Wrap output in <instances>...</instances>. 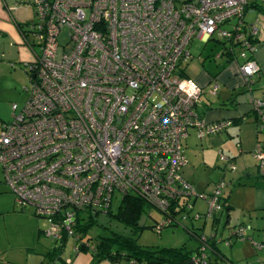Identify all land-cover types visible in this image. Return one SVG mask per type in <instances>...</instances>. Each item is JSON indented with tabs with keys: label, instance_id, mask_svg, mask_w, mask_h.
I'll use <instances>...</instances> for the list:
<instances>
[{
	"label": "built area",
	"instance_id": "2783aa9c",
	"mask_svg": "<svg viewBox=\"0 0 264 264\" xmlns=\"http://www.w3.org/2000/svg\"><path fill=\"white\" fill-rule=\"evenodd\" d=\"M33 4L46 32L36 37L39 55L26 65L35 70L30 97L20 111L11 106L14 119L0 134L2 176L15 206L47 219L44 234L56 242L75 229L81 210L106 207L115 192L140 195L162 212L174 202L191 211L194 192L181 176L183 141L191 128L203 139L231 123L200 118L202 89L181 64L191 59L194 40L214 39L227 45L225 56L242 59L239 71L252 81L258 31L244 18L264 0ZM62 29L69 46L59 44ZM249 102L264 109V97ZM220 192L205 197L206 213L194 221L222 213ZM246 230L233 235L244 238Z\"/></svg>",
	"mask_w": 264,
	"mask_h": 264
},
{
	"label": "crops",
	"instance_id": "0c3cea01",
	"mask_svg": "<svg viewBox=\"0 0 264 264\" xmlns=\"http://www.w3.org/2000/svg\"><path fill=\"white\" fill-rule=\"evenodd\" d=\"M21 2V0H0V43L3 50L0 57L13 59L15 55L14 46H18L19 51L15 58L19 60L17 64L24 70V67L32 61L34 52L31 47L24 44L16 28V23H23L15 17V10ZM250 11L244 19L246 23L254 24L258 31L256 36L257 50L253 56L258 67V74L252 81H246L239 71L241 60H231L225 56L227 53L226 44L218 43L214 39L204 43L213 41L216 44H221L222 50L216 54L217 58L214 56L215 60H213V62L218 61L219 66L214 71H204L203 75L201 74L196 80H193L202 88V96L197 108L198 114L206 124L225 120H233L234 124L217 134L206 135L203 139L197 138L195 128L189 129L188 135L183 141L184 165L187 163L186 148L189 144V137L192 135L204 147L205 152L212 151L215 153L218 150L216 166L221 170L222 176L216 190L220 189L221 196L224 199L226 197V204L230 207L228 211H224L213 218V232L210 234L206 230L204 235L216 236L220 222L222 218H225L224 227L228 229L229 236L224 240L231 247L235 244L232 250L238 246L240 254L237 260L245 264H264V167L262 166V162H264V129L257 136L256 112L249 102L251 98L261 99L264 97V4L253 7ZM9 40L13 42V45L9 46V52L6 54ZM208 58H210L209 55ZM215 84L218 85L217 92L212 93L211 88ZM208 94L217 95L218 100L216 102L211 101ZM236 120H240V123H237ZM227 141L234 142L236 148L229 154H225L223 149ZM259 141L260 143H258ZM228 148L227 150L230 152V148ZM248 153L252 154L250 159L244 156ZM256 153H260L261 156L256 157ZM222 156L233 165L232 170L223 161ZM261 157L262 159H260ZM249 162H253L257 177L251 186L246 187L248 193L245 192L244 198L242 195L239 199H233V196L229 194L224 195L223 190L227 185L225 183V171L233 173L238 166H244L246 170V163ZM221 164L223 167H220ZM249 174L250 172L245 173L244 176L249 177ZM182 178H184L183 174ZM184 180L191 186L192 192L196 195L192 213L198 195L193 189V185L185 178ZM207 195L204 194L203 198L205 199ZM235 209H238V212L233 213L232 211ZM235 214L237 221L231 219V216ZM39 219L30 210H19L15 206L10 188L5 184L2 176L0 182V264H113L110 260L94 261L90 250L76 249V242L71 237L70 242L67 241V238L64 240L62 248H57L58 251L54 255L53 250L58 246L54 240L44 234L47 228ZM238 226L247 227L246 238L233 235ZM217 240L219 243L222 241L221 238H217ZM218 247L220 248L219 244ZM232 250L226 255L227 260L217 259V264H234L235 259L231 257ZM118 264L132 263L126 261V263L119 262Z\"/></svg>",
	"mask_w": 264,
	"mask_h": 264
},
{
	"label": "rangeland",
	"instance_id": "374dc122",
	"mask_svg": "<svg viewBox=\"0 0 264 264\" xmlns=\"http://www.w3.org/2000/svg\"><path fill=\"white\" fill-rule=\"evenodd\" d=\"M21 4L15 10V17L21 20V22H33L35 17V5L33 4L34 0H21ZM178 3L185 2L186 0H176ZM188 1V0H187ZM29 42L34 41V36L31 34L28 37ZM58 41L60 46H69L70 39H69V32L67 29H62L59 36ZM221 44L223 42H220ZM9 44V45H8ZM216 44L213 41L204 44L201 40H194L190 46V54L191 59L187 61V63L183 62L182 68L185 72V76L196 80L201 74H204V71H214L219 66L218 61L213 62L214 56L217 58L216 54L222 50V45ZM13 42L9 40L7 42L8 49L6 54H8V50L10 49L9 46H12ZM2 44L0 43V53L2 50ZM34 47V54L39 55V48L38 46ZM14 58L8 57H0V134L2 132V127L5 124H9L13 121V112L11 110V106L16 104L19 108V111L24 107L30 97V91L26 88L30 85L28 78L21 66L17 63V54L19 51L18 46H14ZM208 55L210 58H208ZM213 92V89H211ZM208 97L211 101L216 102L218 100L217 95L208 94ZM192 130V129H190ZM263 136V135H262ZM261 136V137H262ZM260 137V138H261ZM189 144L186 148V158L187 163L181 169V176L188 180L192 185L193 189L196 191L198 195L195 204L193 214H196V211L200 213V215L205 214L207 210V201L204 199V194H212L215 192L218 184L221 181V170L217 168V151H206L204 147L195 139V136L192 135L189 137ZM228 142V143H227ZM226 146L224 149L225 154H229L235 151V144L234 142L227 141ZM230 148V152H228L227 148ZM228 148V149H229ZM205 152V153H204ZM219 156V155H218ZM245 158L250 159L252 157L251 153L244 154ZM239 164V163H237ZM236 166V165H235ZM242 166V165H241ZM220 167H223L222 164ZM237 167V166H236ZM247 169L245 167L238 166L237 170L233 173L225 171V188L223 190L224 195H232L233 199H239L240 197L244 198L245 192L248 193L247 186H251L252 183L256 181V173L254 171L255 167L253 166V162L246 163ZM220 171V172H219ZM249 177H245V173H249ZM183 178V179H184ZM2 181V169L0 165V182ZM203 194V195H202ZM121 196L115 195L113 196L112 204H111V212L112 214L107 215L106 213H102L98 216L97 222L98 226L91 227L87 232V237L96 238L100 233L104 232L101 227L105 226L112 232L120 233L123 235H134L139 232L138 237V244L146 245V246H159V247H178L181 246L183 243L189 241V243H193L191 238H189L188 234H186L185 230L180 227L176 229L166 228L158 233L151 228H148L152 225V220L149 218L148 214L143 213L139 219V227L141 229H136L133 231L132 228L127 227L123 223H121L118 219H116L113 214L116 213L118 206L121 202ZM192 198V202H193ZM193 205V203H191ZM240 211V210H239ZM233 213L238 212V209L232 211ZM153 214L155 219H160L159 214L153 210ZM186 215V213H183ZM239 215V214H238ZM233 221H237L236 214L231 216ZM43 225L48 228L49 222L47 219H39ZM204 218L198 219L193 224H191L190 220L183 222L184 227H191V228H202V231L205 232L206 230L208 233L213 232V221L212 218L208 219L207 222L204 224ZM232 221V220H231ZM225 218H222L219 229L216 232V238H221L222 241L219 243L221 251L227 255L232 250V247L227 244L224 239H227L229 236V231L226 227H224ZM226 226V225H225ZM222 233V235H221ZM67 241L70 242L71 239L67 238ZM227 252V253H226ZM240 254L238 246L234 247L231 253L232 259H235L234 264H243L244 262L238 261L237 257ZM125 262L126 261H121ZM245 264V263H244Z\"/></svg>",
	"mask_w": 264,
	"mask_h": 264
},
{
	"label": "trees",
	"instance_id": "16d2710c",
	"mask_svg": "<svg viewBox=\"0 0 264 264\" xmlns=\"http://www.w3.org/2000/svg\"><path fill=\"white\" fill-rule=\"evenodd\" d=\"M174 1L176 4H179L176 0ZM34 12L35 17L33 22L16 23L17 31L22 37L24 44L31 47L33 52V46L38 45V43H34L36 37L38 35L45 36L46 32L45 26H43L40 17L37 15L36 9ZM31 34L34 36V41L32 43L29 42L28 39ZM235 60H241L242 63V59L237 58ZM24 72L30 84L35 70L30 71L24 67ZM183 73L185 74V72ZM255 112L257 126L256 134L258 136L264 129V109L261 112ZM232 121H230L231 125L234 124ZM236 122L240 123V120H236ZM258 143H260V141ZM114 194L120 195L122 198L113 216L127 227L132 228L133 231L141 229L138 225L139 219L143 213H146L152 220V225L148 228L161 233V231L166 228L176 229L182 227L193 243L187 241L178 247L143 246L138 244L139 232L134 235L126 236L112 232L102 225L99 227H101L104 232L100 233L95 239L87 237L88 230L93 226H98L97 219L100 214H112L110 208ZM222 201L223 207L221 208V212L223 213L224 211H228L230 206L226 204V197L225 199L222 197ZM104 202L103 200L101 203ZM193 202L192 199H190V203ZM183 207L184 203L177 204L174 202L169 206L168 212H162L151 206V204L140 195L129 192H115L108 200V205L106 207L100 205L99 208H84L81 210L76 218V227L71 234L65 233L61 240L57 242L54 240L57 244L56 246H58L53 250L54 255L58 251L57 248H62L64 240L71 237L76 242V249H89L93 260L96 262L100 260H110L113 264H118L121 261H128L132 264H187L190 261H194V264H217V259L227 260V256L218 247L219 242L215 235H204L201 227L191 228L182 225L183 222L179 217H181V215L183 216L184 212L186 213L185 216H187V219L191 221L190 223L194 221L193 219L195 217L190 210L185 211ZM153 210L159 214V220L157 218L155 219ZM203 218L205 219V224L206 220L209 218L205 216Z\"/></svg>",
	"mask_w": 264,
	"mask_h": 264
},
{
	"label": "bare ground",
	"instance_id": "6f19581e",
	"mask_svg": "<svg viewBox=\"0 0 264 264\" xmlns=\"http://www.w3.org/2000/svg\"><path fill=\"white\" fill-rule=\"evenodd\" d=\"M187 78V77H186ZM188 79H190V78H188ZM202 89V88H201ZM220 122V121H219ZM192 198H196V195L194 194V196L192 197ZM194 223V222H193ZM238 227H240V226H238ZM244 237L246 238L247 236L246 235H244ZM190 262H193V261H190ZM193 264H194V262H193Z\"/></svg>",
	"mask_w": 264,
	"mask_h": 264
},
{
	"label": "water",
	"instance_id": "95a60500",
	"mask_svg": "<svg viewBox=\"0 0 264 264\" xmlns=\"http://www.w3.org/2000/svg\"><path fill=\"white\" fill-rule=\"evenodd\" d=\"M187 264H193V262H189V263H187Z\"/></svg>",
	"mask_w": 264,
	"mask_h": 264
}]
</instances>
